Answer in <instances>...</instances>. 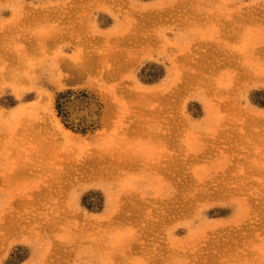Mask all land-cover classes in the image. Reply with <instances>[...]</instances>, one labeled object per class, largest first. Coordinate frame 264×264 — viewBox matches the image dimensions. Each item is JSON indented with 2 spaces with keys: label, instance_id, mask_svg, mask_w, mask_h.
I'll return each mask as SVG.
<instances>
[{
  "label": "rangeland",
  "instance_id": "obj_1",
  "mask_svg": "<svg viewBox=\"0 0 264 264\" xmlns=\"http://www.w3.org/2000/svg\"><path fill=\"white\" fill-rule=\"evenodd\" d=\"M0 264H264V0H0Z\"/></svg>",
  "mask_w": 264,
  "mask_h": 264
},
{
  "label": "trees",
  "instance_id": "obj_2",
  "mask_svg": "<svg viewBox=\"0 0 264 264\" xmlns=\"http://www.w3.org/2000/svg\"><path fill=\"white\" fill-rule=\"evenodd\" d=\"M151 82H152L151 80H148V83H151ZM61 96H63V94H61ZM58 109L63 112L62 106L60 104H58Z\"/></svg>",
  "mask_w": 264,
  "mask_h": 264
},
{
  "label": "bare ground",
  "instance_id": "obj_3",
  "mask_svg": "<svg viewBox=\"0 0 264 264\" xmlns=\"http://www.w3.org/2000/svg\"><path fill=\"white\" fill-rule=\"evenodd\" d=\"M17 91V90H16Z\"/></svg>",
  "mask_w": 264,
  "mask_h": 264
}]
</instances>
